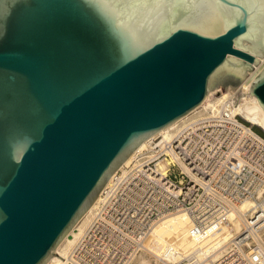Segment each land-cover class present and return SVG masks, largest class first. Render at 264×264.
Returning a JSON list of instances; mask_svg holds the SVG:
<instances>
[{"label":"water","instance_id":"obj_1","mask_svg":"<svg viewBox=\"0 0 264 264\" xmlns=\"http://www.w3.org/2000/svg\"><path fill=\"white\" fill-rule=\"evenodd\" d=\"M262 58L264 0H0V264L59 256L143 141ZM247 82L264 108V64Z\"/></svg>","mask_w":264,"mask_h":264},{"label":"built area","instance_id":"obj_2","mask_svg":"<svg viewBox=\"0 0 264 264\" xmlns=\"http://www.w3.org/2000/svg\"><path fill=\"white\" fill-rule=\"evenodd\" d=\"M227 101L198 111L168 138L156 136L116 171L70 254L71 264L132 261L156 221L177 210L191 216L197 244L173 264H264V136L253 134V125ZM247 199L251 206L239 210ZM211 236L226 239V246L216 258H201Z\"/></svg>","mask_w":264,"mask_h":264},{"label":"bare ground","instance_id":"obj_3","mask_svg":"<svg viewBox=\"0 0 264 264\" xmlns=\"http://www.w3.org/2000/svg\"><path fill=\"white\" fill-rule=\"evenodd\" d=\"M263 64L264 58H262L261 63L256 65L255 68L251 70L250 73L243 79V81L241 83H237L235 87L230 86L221 91L220 88L217 90L210 89L203 103L171 125L159 130L143 141L125 160L120 169H124L125 166L136 157L139 151L145 148L156 136L164 135L167 138L170 137L171 132L176 127H178L179 124L191 118L198 111L206 108H218L222 105L226 106L228 99L233 100V104L230 105L233 113L240 114L245 120L250 122L252 125L260 127L264 132V108L262 107L257 95L251 91V85L247 82ZM215 91L217 93L219 92V94L218 96L214 97L213 95ZM251 131L256 136L263 138L261 135L255 132V130L251 129ZM160 164L162 165V163ZM114 174L108 180L105 188L109 187L111 184V179L113 178ZM105 188L100 193L96 201L91 205V207H89L82 217L77 220L73 227L56 246L55 252L60 257L57 255H52L45 264H71L69 261L70 254L76 243L80 240L81 236L85 232L86 227L91 220L94 209L103 196ZM251 204L252 200L247 199L240 204L239 210L245 211L251 206ZM238 215L237 219L235 220L236 226L241 224L242 221L241 214ZM192 223L191 216L184 210H177L162 216L153 225L150 234L143 239V247L141 249L143 250V253L139 256L137 264H153L151 260L152 255L155 256L156 261H158L156 264L159 262L173 264L174 262L180 261V259L183 257V254L194 248L197 244L196 240L190 235ZM215 240L216 239L211 236L204 241V244L206 243V245H203V251L200 253L201 258L206 255H211L212 257L216 258L220 254V250L226 246V239ZM171 248L174 249V252H171ZM138 254L139 252L135 254L133 259ZM128 262L129 261H127L126 264H130L132 261L129 263Z\"/></svg>","mask_w":264,"mask_h":264},{"label":"rangeland","instance_id":"obj_4","mask_svg":"<svg viewBox=\"0 0 264 264\" xmlns=\"http://www.w3.org/2000/svg\"><path fill=\"white\" fill-rule=\"evenodd\" d=\"M235 85H237V83L236 84H230V85H227V84H219L216 88H213L214 90H217L218 88H220V91L221 90H225L227 87H230V86H233V87H235ZM218 94H219V92L217 93L216 91H215V93H214V97L215 96H218ZM248 122V121H247ZM248 124H250V125H252L250 122H248ZM253 127L255 128L256 127V125H253ZM258 127V126H257ZM260 128V127H259ZM261 129V128H260ZM143 253V250H140L139 251V254L132 260V262L130 263V264H137V261H138V258H139V256L141 255ZM152 255V254H151ZM151 260H152V263L153 264H156L158 261H156V259H155V256H151ZM158 264H165V263H162V262H159Z\"/></svg>","mask_w":264,"mask_h":264},{"label":"trees","instance_id":"obj_5","mask_svg":"<svg viewBox=\"0 0 264 264\" xmlns=\"http://www.w3.org/2000/svg\"><path fill=\"white\" fill-rule=\"evenodd\" d=\"M255 129V131H257L259 134H261V135H263L264 136V132H263V130L262 129H260L259 127H255L254 128Z\"/></svg>","mask_w":264,"mask_h":264}]
</instances>
